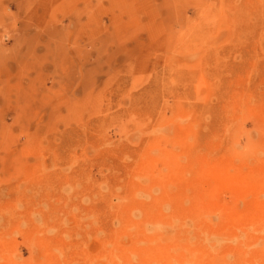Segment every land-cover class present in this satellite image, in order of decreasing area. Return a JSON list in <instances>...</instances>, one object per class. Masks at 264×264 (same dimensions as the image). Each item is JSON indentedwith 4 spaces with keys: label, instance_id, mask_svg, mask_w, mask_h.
<instances>
[{
    "label": "rangeland",
    "instance_id": "1",
    "mask_svg": "<svg viewBox=\"0 0 264 264\" xmlns=\"http://www.w3.org/2000/svg\"><path fill=\"white\" fill-rule=\"evenodd\" d=\"M0 264H264V0H0Z\"/></svg>",
    "mask_w": 264,
    "mask_h": 264
}]
</instances>
